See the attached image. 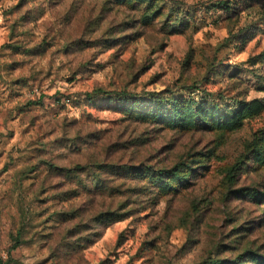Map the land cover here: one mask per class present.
I'll return each instance as SVG.
<instances>
[{
  "label": "rangeland",
  "instance_id": "obj_1",
  "mask_svg": "<svg viewBox=\"0 0 264 264\" xmlns=\"http://www.w3.org/2000/svg\"><path fill=\"white\" fill-rule=\"evenodd\" d=\"M0 264H264V0H0Z\"/></svg>",
  "mask_w": 264,
  "mask_h": 264
},
{
  "label": "trees",
  "instance_id": "obj_2",
  "mask_svg": "<svg viewBox=\"0 0 264 264\" xmlns=\"http://www.w3.org/2000/svg\"><path fill=\"white\" fill-rule=\"evenodd\" d=\"M122 148H124V147H122ZM52 168H55V167H52ZM99 168L102 170V169L107 168V167H105L104 165H99ZM83 169L84 168L81 169L80 167H77V170H81L82 172H84ZM181 172H183V169H181V167L179 165H175L172 168H161V169L153 170L151 173H154L153 175H155V176L162 177V180L166 179L167 180L166 183L169 184L170 180L177 179L178 176H180ZM70 173L71 172H69V171L67 172L66 171L64 174H65L66 177L69 176V178H71L70 177ZM138 173L141 174V175L145 174L146 170L144 169L143 171H138ZM94 182L99 184V185H96V187H95L96 191L97 190H101L102 191L103 189H105V194H108V195H112L115 192L114 191L115 189L107 187V186H103L101 184V183H103V181H100L99 178H95ZM100 184L103 187H101Z\"/></svg>",
  "mask_w": 264,
  "mask_h": 264
}]
</instances>
